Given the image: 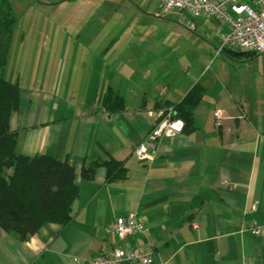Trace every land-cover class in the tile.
Here are the masks:
<instances>
[{"label": "crops", "instance_id": "1", "mask_svg": "<svg viewBox=\"0 0 264 264\" xmlns=\"http://www.w3.org/2000/svg\"><path fill=\"white\" fill-rule=\"evenodd\" d=\"M9 1L16 13L46 5L42 0ZM44 1L58 7L60 15L76 9V3L85 2L82 9L92 3ZM198 20L190 17L188 22L196 27ZM79 30L92 33L91 27ZM134 31H127L130 41L120 46L117 58L101 68L97 55L91 62L87 55L60 65L78 68L81 74L72 78L79 83H64L66 71L54 82L42 77L25 87L20 83L21 108L10 119L18 154L67 159L78 172L115 159L126 170L111 182L103 165L93 180L80 178L73 219L65 227L48 224L27 241L0 228V264H91L98 254L147 244L155 250L152 264H264L263 59L246 65L230 57L250 52L219 53L217 33V45L194 49L200 56L196 61L177 62L165 58L170 49L157 36L148 38L141 28ZM79 45L81 52L95 50L91 43ZM184 68H192L193 77H178ZM195 85L205 89L194 112L196 130L162 138L155 158L142 162L138 147ZM110 91L124 100L125 110L105 108ZM133 212L145 234L122 238L108 232L117 218ZM257 227L260 236L254 232Z\"/></svg>", "mask_w": 264, "mask_h": 264}, {"label": "rangeland", "instance_id": "2", "mask_svg": "<svg viewBox=\"0 0 264 264\" xmlns=\"http://www.w3.org/2000/svg\"><path fill=\"white\" fill-rule=\"evenodd\" d=\"M85 1H92V3L84 9L82 8L85 7V2L76 3V9L62 13V15L58 7H50L44 0L42 3L46 5H35L27 13L15 12L18 21H16L11 52L6 66V78L19 81L25 87L26 84L35 83L33 81L35 78L39 80L42 77L48 78L54 82L59 80L66 71L62 77L64 83H79L80 80L72 78V75L81 74L78 68L60 67V65L87 55L90 56L91 62L94 55H97L101 68V65L107 61L116 59L122 50L120 46H125L130 41L128 32L140 28L146 32L143 35L151 39L157 36L160 44L170 49L166 55L163 54L166 59L170 58L177 62H185L189 59L196 61L197 56L199 58L200 56L199 51L196 52L194 49L204 48L206 44L217 45V33L225 27L220 21L208 18L196 21L195 23L199 25L191 29V23L188 22L191 16L184 15L185 18L181 22L175 20L174 16L167 13L164 6L157 0ZM245 1L250 2V0ZM84 12H89L98 19L90 21L79 18V15L83 17L80 13ZM84 27L86 29L91 27V35L81 33L79 29ZM157 28L163 32H156ZM134 39L137 44L138 37L135 36ZM90 43L95 45V50L81 52L79 44L90 45ZM111 46H114L113 51ZM235 51L238 53L251 52L241 48ZM188 52H190L189 55H187ZM217 58L215 50L211 56L213 63ZM230 58L245 62L246 65L255 60L263 59L264 62V54L231 55ZM109 69L111 70L110 67ZM191 73L192 68L188 70L184 68L183 74H178V77L180 75L193 77ZM84 79L85 77L81 79V82ZM80 92L82 90L78 91L79 94ZM9 172L11 173V170Z\"/></svg>", "mask_w": 264, "mask_h": 264}, {"label": "trees", "instance_id": "3", "mask_svg": "<svg viewBox=\"0 0 264 264\" xmlns=\"http://www.w3.org/2000/svg\"><path fill=\"white\" fill-rule=\"evenodd\" d=\"M16 21L10 1L0 0V228L18 241H27L48 224L65 227L71 223L73 205L80 195V178L93 180L97 167L103 165L111 182L122 178L126 168L124 162L111 159L83 166L78 172L67 159L17 153L10 119L21 108L22 88L19 81L5 76ZM112 93L104 102L105 108L125 110L124 100L113 98ZM204 94V87L195 85L181 103L173 104L176 117L185 123L184 133L196 130L194 112Z\"/></svg>", "mask_w": 264, "mask_h": 264}, {"label": "built area", "instance_id": "4", "mask_svg": "<svg viewBox=\"0 0 264 264\" xmlns=\"http://www.w3.org/2000/svg\"><path fill=\"white\" fill-rule=\"evenodd\" d=\"M168 13L177 20L188 14L194 19H216L223 23L226 30H219V53L227 49L237 48L251 51L254 54H264V0H158ZM195 29V24L191 25ZM218 121L222 119L221 111H216ZM219 124V123H218ZM185 123L176 117L173 108H170L165 117L155 124L147 140L137 150L142 160L149 161L155 158L162 138H173L184 132ZM252 209L256 211L258 204ZM197 228V224H194ZM108 232L122 238L138 233L145 234V225L138 219L136 212L126 217L117 218L108 228ZM257 236L262 233L261 228L254 229ZM155 255L154 248L144 245L137 248H115L111 252L96 255L91 264H152Z\"/></svg>", "mask_w": 264, "mask_h": 264}, {"label": "water", "instance_id": "5", "mask_svg": "<svg viewBox=\"0 0 264 264\" xmlns=\"http://www.w3.org/2000/svg\"><path fill=\"white\" fill-rule=\"evenodd\" d=\"M241 55H243V54H247V52H244V53H240ZM142 162H145L144 160L142 161Z\"/></svg>", "mask_w": 264, "mask_h": 264}]
</instances>
